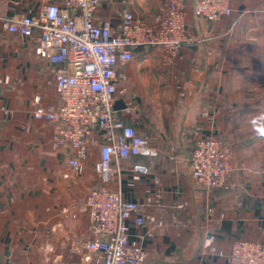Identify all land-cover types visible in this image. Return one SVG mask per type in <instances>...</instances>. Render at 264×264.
<instances>
[{
  "label": "crops",
  "instance_id": "0c3cea01",
  "mask_svg": "<svg viewBox=\"0 0 264 264\" xmlns=\"http://www.w3.org/2000/svg\"><path fill=\"white\" fill-rule=\"evenodd\" d=\"M51 2L59 0H0V264H95L85 249L91 235L83 203L101 185L94 169L99 153L79 173L53 149L51 126L32 113L37 96L45 106L57 103L63 67L38 54L37 36L4 26ZM192 4L187 26L203 40L197 48L184 49L172 65L160 49L137 48L134 60L119 67L128 77L120 95L128 109L118 114L159 155L122 163L111 188L148 203V223L132 229L130 240L146 249L151 264H228L234 240L264 243V0H232L233 18L242 16L234 29L233 18L197 21ZM125 6L153 24L166 2L103 0L97 22L118 26ZM208 135L233 151L221 189L191 177L195 141ZM135 163L147 165L151 176H131Z\"/></svg>",
  "mask_w": 264,
  "mask_h": 264
},
{
  "label": "built area",
  "instance_id": "2783aa9c",
  "mask_svg": "<svg viewBox=\"0 0 264 264\" xmlns=\"http://www.w3.org/2000/svg\"><path fill=\"white\" fill-rule=\"evenodd\" d=\"M102 2L59 0L45 5L37 15L7 19L4 26L24 38L37 36L38 54L63 67L56 75L57 103L45 106L37 96L32 113L35 121L51 126L53 149L65 153L68 164L79 173L99 153L94 169L101 185L83 203L91 235L85 249L95 264H151L146 249L130 240L132 229L148 223V203L125 198L121 187L111 188L116 175L124 171L122 163L132 157L159 155L151 139L126 124L115 110L128 79L119 67L134 60L137 48L160 49L165 62L172 65L184 49H195L203 40L188 30L189 0H165L166 8L153 24L125 6L118 26L112 19L97 22ZM192 7L197 21L211 25L235 15L232 0H193ZM241 21L242 16L233 18L231 28ZM232 160L231 147L216 135L199 137L190 158L191 177L208 190L221 189L227 184ZM127 171L137 178L151 176L143 163ZM154 183H159L157 177ZM72 208L64 213L76 217ZM227 258L228 264H264V243L236 239Z\"/></svg>",
  "mask_w": 264,
  "mask_h": 264
},
{
  "label": "water",
  "instance_id": "95a60500",
  "mask_svg": "<svg viewBox=\"0 0 264 264\" xmlns=\"http://www.w3.org/2000/svg\"><path fill=\"white\" fill-rule=\"evenodd\" d=\"M128 107L124 103V101H118L115 105V110L120 111V110H126Z\"/></svg>",
  "mask_w": 264,
  "mask_h": 264
},
{
  "label": "trees",
  "instance_id": "16d2710c",
  "mask_svg": "<svg viewBox=\"0 0 264 264\" xmlns=\"http://www.w3.org/2000/svg\"><path fill=\"white\" fill-rule=\"evenodd\" d=\"M194 149H195V146H194ZM194 149H193V151H194ZM133 158V157H132Z\"/></svg>",
  "mask_w": 264,
  "mask_h": 264
},
{
  "label": "rangeland",
  "instance_id": "374dc122",
  "mask_svg": "<svg viewBox=\"0 0 264 264\" xmlns=\"http://www.w3.org/2000/svg\"><path fill=\"white\" fill-rule=\"evenodd\" d=\"M93 158H94V157H93ZM93 158H92V159H93Z\"/></svg>",
  "mask_w": 264,
  "mask_h": 264
}]
</instances>
